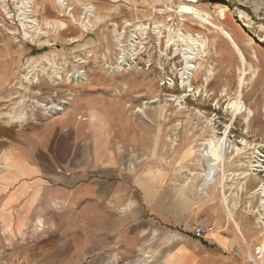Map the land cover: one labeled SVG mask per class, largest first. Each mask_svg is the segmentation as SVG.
Wrapping results in <instances>:
<instances>
[{
    "label": "rangeland",
    "instance_id": "rangeland-1",
    "mask_svg": "<svg viewBox=\"0 0 264 264\" xmlns=\"http://www.w3.org/2000/svg\"><path fill=\"white\" fill-rule=\"evenodd\" d=\"M189 36L210 55L196 57L191 89H181ZM175 97L180 106L166 101ZM84 99H101L95 108L112 120L117 171L150 174L155 195L212 232L198 239L156 219L143 228L112 210L84 217L85 203H55L17 231L0 225V264H264V197L253 194L264 183V0H0V122L49 119ZM220 137L224 171L207 154Z\"/></svg>",
    "mask_w": 264,
    "mask_h": 264
},
{
    "label": "crops",
    "instance_id": "crops-1",
    "mask_svg": "<svg viewBox=\"0 0 264 264\" xmlns=\"http://www.w3.org/2000/svg\"><path fill=\"white\" fill-rule=\"evenodd\" d=\"M100 101H76L63 113L38 122H0V225L17 231L41 216L43 205L57 210L55 203L67 208L70 202L85 203L81 216H105L112 210L143 228L155 219L187 229L209 225L188 207L176 210L169 195H155L150 174L128 177L117 171L119 159L107 144L112 120L106 109L95 108L94 102ZM127 227L122 225L120 235ZM219 236L211 234L209 239L220 242Z\"/></svg>",
    "mask_w": 264,
    "mask_h": 264
},
{
    "label": "bare ground",
    "instance_id": "bare-ground-1",
    "mask_svg": "<svg viewBox=\"0 0 264 264\" xmlns=\"http://www.w3.org/2000/svg\"><path fill=\"white\" fill-rule=\"evenodd\" d=\"M63 4V1H60V4ZM59 26V25H58ZM182 40H186L184 35H180ZM189 40L190 44H186V47L183 49L182 52V57H183V61H184V67H183V71L180 73V88L184 89L186 87H188L189 89H191L190 86V79L193 76V74L195 73L196 69L199 68V66H197L195 64V59L196 57H198L199 55H201L200 53L205 54L206 56L209 54L208 52L205 51V40L199 39V38H192V37H188L187 38ZM168 41H172V38H170ZM174 42V41H173ZM200 47V49H199ZM208 50V49H207ZM210 55V54H209ZM216 57V56H215ZM126 60V59H124ZM124 62V61H123ZM121 63V62H120ZM243 72V71H241ZM213 75L212 73V69H208V71L206 72V81L208 79H210V77ZM245 75V74H244ZM244 75H240L238 78V87H237V92L239 94H241L243 85H244V81H245V76ZM256 76V71L253 72L252 74V78H254ZM172 85V84H171ZM246 85V84H245ZM198 91V90H197ZM238 97L234 96V97H230L229 101L227 103V107L233 109L234 113L236 114L237 108H238ZM166 101H176L177 105H181L180 104V100L179 98L175 97V98H170L167 99ZM146 104V103H145ZM56 106V105H55ZM54 106V108H56ZM146 108V105H143L142 107L138 108L137 110L142 113L145 117V113H144V109ZM8 115V114H7ZM252 115V111L249 109L248 110V117ZM147 118V117H146ZM241 147H238L236 145H232L231 149L232 151H235V155L240 153L242 151V149H244L243 147L246 145V140L245 139H241ZM228 148H229V144L226 138H215V142L213 144H211L208 149H207V154L210 160H212L214 163L219 164L220 168L223 169L224 171V164L227 158V152H228ZM259 153V152H257ZM254 166L257 165H250V168L248 170L251 171H244L242 172V177L243 180H246L250 174H254ZM201 175L203 176V185L205 188L209 182H210V177L205 174V173H198V172H192V176L195 177L196 175ZM231 174V173H230ZM230 174H226V176L230 175ZM237 181V180H236ZM241 189L243 188L242 186L240 187ZM260 193L262 197H264V183H261L258 188H256V190L253 191V194H257ZM263 202V201H262ZM222 203L226 205L227 203V196L223 195L222 196ZM116 264V263H114ZM127 264H146L144 260H138V261H133V262H129Z\"/></svg>",
    "mask_w": 264,
    "mask_h": 264
},
{
    "label": "built area",
    "instance_id": "built-area-1",
    "mask_svg": "<svg viewBox=\"0 0 264 264\" xmlns=\"http://www.w3.org/2000/svg\"><path fill=\"white\" fill-rule=\"evenodd\" d=\"M63 105H57L56 108L54 109L55 111L62 109ZM51 113V112H50ZM212 227L209 225H200V224H196L192 227V233L193 235L198 238V239H202L204 238L206 235H208L210 232H212Z\"/></svg>",
    "mask_w": 264,
    "mask_h": 264
}]
</instances>
